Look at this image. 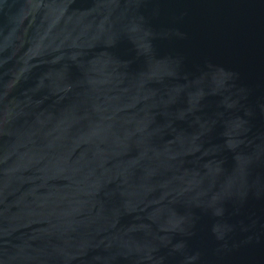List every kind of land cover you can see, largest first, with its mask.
<instances>
[{
    "label": "water",
    "instance_id": "obj_1",
    "mask_svg": "<svg viewBox=\"0 0 264 264\" xmlns=\"http://www.w3.org/2000/svg\"><path fill=\"white\" fill-rule=\"evenodd\" d=\"M0 264H264V0H0Z\"/></svg>",
    "mask_w": 264,
    "mask_h": 264
}]
</instances>
